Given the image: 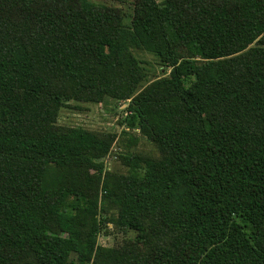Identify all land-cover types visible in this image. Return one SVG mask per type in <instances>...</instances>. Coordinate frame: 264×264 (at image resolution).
<instances>
[{
  "label": "trees",
  "instance_id": "obj_1",
  "mask_svg": "<svg viewBox=\"0 0 264 264\" xmlns=\"http://www.w3.org/2000/svg\"><path fill=\"white\" fill-rule=\"evenodd\" d=\"M0 264H264V0H0Z\"/></svg>",
  "mask_w": 264,
  "mask_h": 264
},
{
  "label": "rangeland",
  "instance_id": "obj_2",
  "mask_svg": "<svg viewBox=\"0 0 264 264\" xmlns=\"http://www.w3.org/2000/svg\"><path fill=\"white\" fill-rule=\"evenodd\" d=\"M96 1L119 5L129 10L133 0ZM178 53L181 57L186 55V53H183V50H178ZM136 54L146 61L149 81L165 73L162 66L159 64V59L152 53L137 50ZM146 83L147 81L144 84ZM126 108L127 102L117 101L112 98H108L102 103L73 101L70 102L69 106L61 109L59 123L64 126H79L100 132H113L117 133L118 136L122 138L121 133L125 128L121 122L127 115ZM128 149V147L124 146L123 141L119 139L115 141L110 153L105 158L106 168L123 169L119 156L122 152L128 151ZM131 149L152 153L156 152L155 146L143 137H141L139 145L131 147ZM133 236V233H125L124 231L117 230L113 224H110L108 227L104 228L100 234L99 243L104 246H113Z\"/></svg>",
  "mask_w": 264,
  "mask_h": 264
}]
</instances>
